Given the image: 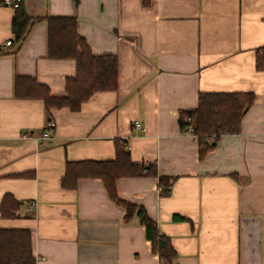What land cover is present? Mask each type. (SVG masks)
Here are the masks:
<instances>
[{
    "label": "crops",
    "instance_id": "crops-1",
    "mask_svg": "<svg viewBox=\"0 0 264 264\" xmlns=\"http://www.w3.org/2000/svg\"><path fill=\"white\" fill-rule=\"evenodd\" d=\"M23 2L34 16H76L94 54L118 57L119 86L77 111L16 98V74L65 95L77 64L47 56L44 19L18 48L15 9L0 4V228L29 229L36 264H264V69L256 64L264 0ZM240 91L256 95L240 132L221 136L201 159L179 112L196 108L200 93ZM49 121L50 137L38 140ZM119 140L173 183L168 195L151 175L116 183L170 237L171 262L153 250L138 216L125 218L101 178L62 184L69 161L113 159ZM6 194L21 203L13 217L1 214Z\"/></svg>",
    "mask_w": 264,
    "mask_h": 264
},
{
    "label": "trees",
    "instance_id": "trees-1",
    "mask_svg": "<svg viewBox=\"0 0 264 264\" xmlns=\"http://www.w3.org/2000/svg\"><path fill=\"white\" fill-rule=\"evenodd\" d=\"M46 20L47 56L49 58H75L76 75L66 79V94L53 95L48 85L35 77L16 74L14 95L19 99H40L47 110L51 107H69L80 110L85 102L98 91H112L119 86V60L114 54H94L87 39L78 31V19L73 15L34 16L29 13L24 2L15 9L12 22L14 41L20 48L35 23ZM13 42V40H12ZM257 68L264 69V48L257 55ZM253 92H204L200 93L198 106L179 112V126L198 136L200 158L213 150L220 137L236 134L241 130V122L246 110L255 101ZM151 175L158 179L161 193L171 191L170 177L161 175L157 165L134 161L130 149L124 141H117L116 155L108 160L69 161L62 179L63 186L75 188L84 177H99L112 200L126 210V219L138 216L146 226L147 238L153 250L162 259L171 262L177 255L171 239L162 233L157 222L148 214L143 205L122 199L117 191V180L121 177ZM21 203L11 194H6L1 203L3 217H13ZM29 229L0 228V264H36Z\"/></svg>",
    "mask_w": 264,
    "mask_h": 264
},
{
    "label": "built area",
    "instance_id": "built-area-1",
    "mask_svg": "<svg viewBox=\"0 0 264 264\" xmlns=\"http://www.w3.org/2000/svg\"><path fill=\"white\" fill-rule=\"evenodd\" d=\"M22 1L23 0H0V4L16 9L17 7H19V5L22 3ZM6 44L11 45L12 40H8ZM136 126L141 127L142 130H145V128L141 126V123L139 121H136ZM54 127H55V122L49 121L47 123L46 129L42 132V134L40 136L37 137V139L39 140V139L49 138ZM192 129H193L192 127H189L187 132H192ZM37 206H38V203L35 200L27 203L28 209L35 208Z\"/></svg>",
    "mask_w": 264,
    "mask_h": 264
}]
</instances>
